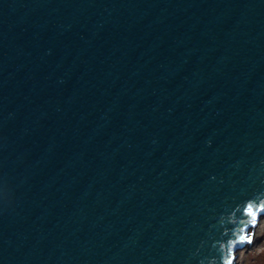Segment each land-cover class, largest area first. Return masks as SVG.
<instances>
[{"label": "water", "instance_id": "water-1", "mask_svg": "<svg viewBox=\"0 0 264 264\" xmlns=\"http://www.w3.org/2000/svg\"><path fill=\"white\" fill-rule=\"evenodd\" d=\"M263 216L264 0H0V264H236Z\"/></svg>", "mask_w": 264, "mask_h": 264}, {"label": "rangeland", "instance_id": "rangeland-1", "mask_svg": "<svg viewBox=\"0 0 264 264\" xmlns=\"http://www.w3.org/2000/svg\"><path fill=\"white\" fill-rule=\"evenodd\" d=\"M253 232V236H252ZM250 243L247 248L238 252V259L236 264H264V216L260 218L259 222L254 228H251L248 232ZM256 235L257 241L253 244V237Z\"/></svg>", "mask_w": 264, "mask_h": 264}, {"label": "snow or ice", "instance_id": "snow-or-ice-1", "mask_svg": "<svg viewBox=\"0 0 264 264\" xmlns=\"http://www.w3.org/2000/svg\"><path fill=\"white\" fill-rule=\"evenodd\" d=\"M248 211H249V214H250V215H252V214H253V210H252V208H251V207L248 209Z\"/></svg>", "mask_w": 264, "mask_h": 264}, {"label": "bare ground", "instance_id": "bare-ground-1", "mask_svg": "<svg viewBox=\"0 0 264 264\" xmlns=\"http://www.w3.org/2000/svg\"><path fill=\"white\" fill-rule=\"evenodd\" d=\"M254 239H253V244H254V242H256L257 241V239H256V235L253 237ZM249 244V243H248ZM245 248H247V247H245ZM241 251V250H240ZM238 258V257H237Z\"/></svg>", "mask_w": 264, "mask_h": 264}]
</instances>
